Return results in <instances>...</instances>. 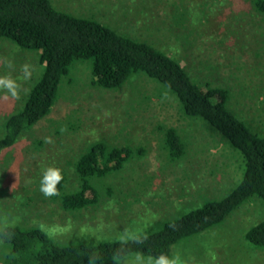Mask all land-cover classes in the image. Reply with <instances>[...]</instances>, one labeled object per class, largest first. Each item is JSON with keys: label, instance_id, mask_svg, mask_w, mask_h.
<instances>
[{"label": "rangeland", "instance_id": "374dc122", "mask_svg": "<svg viewBox=\"0 0 264 264\" xmlns=\"http://www.w3.org/2000/svg\"><path fill=\"white\" fill-rule=\"evenodd\" d=\"M50 2L55 9L93 18L155 45L200 85L228 89L229 108L264 135V15L251 8L250 0ZM88 63H73L70 81L62 84L50 114L0 155V226H38L61 243L125 239L221 199L239 183L241 153L205 121L186 116L159 82L138 73L117 90L102 89L90 84ZM25 64L31 67L28 79L22 72ZM41 70L36 51L0 37V77L9 76L20 85L19 99H5L6 91L0 90V136L4 121L21 109ZM170 127L184 144L177 160L164 147V132ZM97 141L130 146L134 154L122 169L94 181L100 192L97 204L64 210L57 199L40 191L43 172L61 169L65 192L75 190V163ZM262 218L264 203L254 198L221 225L179 243L170 259L180 264H264V248L253 249L243 241L248 228Z\"/></svg>", "mask_w": 264, "mask_h": 264}, {"label": "trees", "instance_id": "16d2710c", "mask_svg": "<svg viewBox=\"0 0 264 264\" xmlns=\"http://www.w3.org/2000/svg\"><path fill=\"white\" fill-rule=\"evenodd\" d=\"M250 5L264 15V0H250ZM0 37L21 49L36 51L42 67L21 109L3 123L0 155L50 114L62 84L70 81L73 63L87 61L90 84L102 89L117 90L138 73L159 82L177 98L186 116L205 121L241 153L244 161L241 180L226 196L208 200L146 234L61 243L38 226L3 224L0 264H111L137 258L154 261L162 254L171 258L179 243L221 225L242 204L254 198L264 203V135L253 131L229 108L228 89L200 85L176 58L155 45L93 18L55 9L50 0H0ZM163 138L170 159L181 158L184 144L176 129L167 128ZM133 154L130 146L94 142L75 163L77 188L65 192L62 174L59 194L51 197L68 211L97 204L100 192L94 181L122 169ZM243 241L250 248H264V218L248 228Z\"/></svg>", "mask_w": 264, "mask_h": 264}, {"label": "clouds", "instance_id": "9594fccd", "mask_svg": "<svg viewBox=\"0 0 264 264\" xmlns=\"http://www.w3.org/2000/svg\"><path fill=\"white\" fill-rule=\"evenodd\" d=\"M24 79H28L31 76V67L25 64L22 68ZM20 85L16 80L9 76L0 77V90L6 91L5 99L10 95L14 99H19ZM63 179L61 169L56 167H48L44 170L41 181L40 191L45 197H51L58 195L57 185ZM149 264H180L178 259H170L166 255H160L159 258L153 261H149Z\"/></svg>", "mask_w": 264, "mask_h": 264}]
</instances>
